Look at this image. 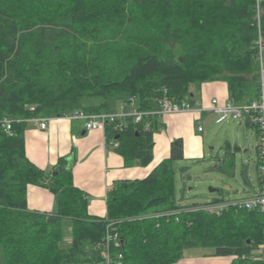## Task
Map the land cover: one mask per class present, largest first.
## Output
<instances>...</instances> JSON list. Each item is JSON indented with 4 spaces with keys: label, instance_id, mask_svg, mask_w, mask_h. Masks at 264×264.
<instances>
[{
    "label": "trees",
    "instance_id": "16d2710c",
    "mask_svg": "<svg viewBox=\"0 0 264 264\" xmlns=\"http://www.w3.org/2000/svg\"><path fill=\"white\" fill-rule=\"evenodd\" d=\"M260 30L264 39V0ZM255 0H0V247L4 264H101L106 225L115 222L122 264H173L186 248L212 249L229 264H264V213L232 205L218 214L177 204L175 162L181 139L144 178L115 182L106 216L87 213V197L73 183L72 157L49 173L24 149L27 118L61 117L90 97L123 96L137 110L154 111L163 97L191 101V87L222 80L228 98L259 95ZM159 117H131L119 132L105 128L126 163L149 164ZM18 120V121H17ZM28 184L55 196L51 212L29 210ZM207 204V203H205ZM71 241L62 246L63 222ZM61 244V245H60ZM260 248L258 255L254 249Z\"/></svg>",
    "mask_w": 264,
    "mask_h": 264
},
{
    "label": "crops",
    "instance_id": "0c3cea01",
    "mask_svg": "<svg viewBox=\"0 0 264 264\" xmlns=\"http://www.w3.org/2000/svg\"><path fill=\"white\" fill-rule=\"evenodd\" d=\"M191 98L187 102L193 110L166 114L159 119L161 128L153 133L152 160L145 166L138 161L126 163L111 140L107 139L105 129L88 130L82 120L61 117L49 118L44 129L39 124L26 122L25 154L46 173L52 171L60 156H71L73 183L87 197L88 215L97 218L106 216L109 188L117 181L144 178L159 162L169 157L171 142L176 139H181L183 147V159L177 162H182L185 169L190 167L193 170L206 163L207 170L213 172L212 177L204 178V183L210 186L209 192L216 195H205L208 196L205 203L220 204L256 195L259 191V140L254 121L246 118L241 121L226 120L220 124L215 122V114L207 108L214 98L220 102L229 100L225 81H205L193 85ZM103 102L106 106L100 112L131 114L136 110L134 102H128L123 96L106 99L90 97L83 100V105L96 107ZM202 108L204 110L200 111ZM198 127L202 128L201 131ZM222 172L231 178L222 177ZM204 175H208L207 172ZM177 179L175 170V186L188 187L191 191L194 180L185 182V179ZM26 202L29 210L49 213L55 196L43 186L28 184ZM228 258L225 264L231 262L232 257Z\"/></svg>",
    "mask_w": 264,
    "mask_h": 264
},
{
    "label": "built area",
    "instance_id": "2783aa9c",
    "mask_svg": "<svg viewBox=\"0 0 264 264\" xmlns=\"http://www.w3.org/2000/svg\"><path fill=\"white\" fill-rule=\"evenodd\" d=\"M262 0H255V13L257 21V39L256 43V60L258 63L259 72V95L256 99L247 103H234L231 100L220 102L214 98L210 102V107L207 110L213 112L216 116L215 122L218 124L226 120H238L249 118L254 121L258 132V176H259V191L256 195L241 199L229 200L220 204L207 203L200 205L196 209L218 214L222 209L232 205L236 208H244L247 210H258L264 213V39L260 30V13ZM193 110V106L187 102H174L167 97H163L160 101V106L154 111L135 110L131 114L125 113H110V112H86L84 110H76L70 114L61 116L65 119H78L84 122L85 128L88 130L105 129L107 125L113 124V129L119 132L125 125V119L131 117L134 122L141 121L144 117L156 115L159 118L166 114L179 113L182 111ZM204 110L203 108L200 111ZM57 117V116H52ZM51 117L34 116L25 119V122L39 124L40 128L46 127L47 121ZM18 121V120H17ZM13 119L5 115H0V126L9 135H12ZM201 131V127L197 128ZM113 147H117V141L111 139ZM118 232L115 229V222L109 221L106 225L104 240L95 245V248L101 250V264H122V254L117 253L112 255V246H117L120 243Z\"/></svg>",
    "mask_w": 264,
    "mask_h": 264
},
{
    "label": "rangeland",
    "instance_id": "374dc122",
    "mask_svg": "<svg viewBox=\"0 0 264 264\" xmlns=\"http://www.w3.org/2000/svg\"><path fill=\"white\" fill-rule=\"evenodd\" d=\"M182 162H175L174 168L176 170L177 174V181H180L181 179H185L184 181L187 182L188 180H194L191 185L192 189L191 191L188 190V187H182L180 188L178 184L176 185V193L175 197L177 200V204L181 207L191 206L194 203H203L208 202L206 201L208 196L205 195H216L215 192H209L210 186L207 183H204L206 178L212 177V171L207 170L206 163L205 167L202 165L201 168H198L196 170L185 169L184 166L181 164ZM240 167V163H239ZM204 172H207L208 175H204ZM180 174L182 177H180ZM222 177L224 178H231L230 175H225L222 172ZM205 178V179H204ZM190 185V186H191ZM213 185V184H210ZM189 192V193H188ZM71 241V235H70V224L68 221L63 222L62 227V246H68ZM261 252L260 248L254 249L253 255H258ZM232 260V259H231ZM229 261V258L227 256H215L212 255V249L210 248H204V247H196V248H186L183 250L182 256L179 260H177L173 264H219V262H223L222 264L227 263ZM0 264H4V257L3 252L0 247ZM83 264H91V263H83Z\"/></svg>",
    "mask_w": 264,
    "mask_h": 264
},
{
    "label": "bare ground",
    "instance_id": "6f19581e",
    "mask_svg": "<svg viewBox=\"0 0 264 264\" xmlns=\"http://www.w3.org/2000/svg\"><path fill=\"white\" fill-rule=\"evenodd\" d=\"M205 203V202H204ZM62 237V236H61ZM61 245V244H60Z\"/></svg>",
    "mask_w": 264,
    "mask_h": 264
}]
</instances>
